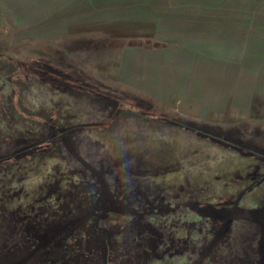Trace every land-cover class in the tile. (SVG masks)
<instances>
[{"label":"rangeland","instance_id":"1","mask_svg":"<svg viewBox=\"0 0 264 264\" xmlns=\"http://www.w3.org/2000/svg\"><path fill=\"white\" fill-rule=\"evenodd\" d=\"M207 21L254 33L264 0H0V152L69 129L0 163L4 252L65 222L48 256L61 264H264V109L200 119L150 93L149 42ZM33 57L95 90L13 60ZM131 96L258 155L120 104Z\"/></svg>","mask_w":264,"mask_h":264},{"label":"crops","instance_id":"2","mask_svg":"<svg viewBox=\"0 0 264 264\" xmlns=\"http://www.w3.org/2000/svg\"><path fill=\"white\" fill-rule=\"evenodd\" d=\"M216 24L177 27L175 37L149 42L151 54L160 55L152 61L150 93L200 119L257 117L264 109V26L250 33L231 21Z\"/></svg>","mask_w":264,"mask_h":264},{"label":"trees","instance_id":"3","mask_svg":"<svg viewBox=\"0 0 264 264\" xmlns=\"http://www.w3.org/2000/svg\"><path fill=\"white\" fill-rule=\"evenodd\" d=\"M13 60L18 64H23L24 66L29 65L32 67V69L38 71L39 73L41 71L42 73H48L52 77H54V79H61L59 81H62L65 84H74L77 86L95 90L83 83L81 80L70 76L65 71L47 64L43 60H39L34 57L28 58L26 60L14 58ZM119 102L124 106L131 107L145 114L152 115L164 121L178 125L184 129L190 130L201 137L209 138L223 145L235 147L243 153H247L250 155L256 154L253 149L244 144L234 142L219 135H215L195 124H188L186 120L182 119L181 117H176L175 115H171L161 110L152 109L150 108L151 103H149V101L147 100L141 99L140 97H126L123 99H119ZM68 130V128L58 130L56 128L54 131H52V133L33 137L25 136L21 139H18L13 143V146L10 150L0 152V163L29 156L35 153L37 150L49 146L58 136H62L64 138ZM259 158L264 159V155L259 154ZM221 211H223L225 216L230 215V213H228V208L223 207ZM66 227L67 226L65 222H59L56 226H49L40 230H31L28 228L23 229V232L25 233L24 236L26 235L29 239L28 242H16L14 246L9 247L10 250L8 252H4L3 249L5 247L3 245H0V264H61V261L59 262L55 259L53 260L51 257L48 258V256L52 253L55 254L57 247H59L61 242H63L64 237L67 234ZM5 253L8 256L9 261H4L3 257L5 256ZM60 254L62 256H66L65 250L61 251Z\"/></svg>","mask_w":264,"mask_h":264}]
</instances>
